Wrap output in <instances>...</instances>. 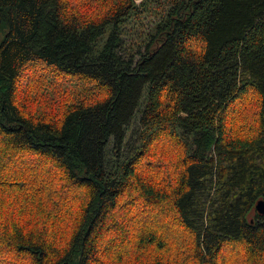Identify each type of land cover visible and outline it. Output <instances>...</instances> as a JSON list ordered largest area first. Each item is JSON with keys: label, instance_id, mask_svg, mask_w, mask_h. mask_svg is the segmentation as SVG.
Wrapping results in <instances>:
<instances>
[{"label": "trees", "instance_id": "1", "mask_svg": "<svg viewBox=\"0 0 264 264\" xmlns=\"http://www.w3.org/2000/svg\"><path fill=\"white\" fill-rule=\"evenodd\" d=\"M158 2L0 0V263L264 264V0Z\"/></svg>", "mask_w": 264, "mask_h": 264}, {"label": "rangeland", "instance_id": "2", "mask_svg": "<svg viewBox=\"0 0 264 264\" xmlns=\"http://www.w3.org/2000/svg\"><path fill=\"white\" fill-rule=\"evenodd\" d=\"M138 1V8L133 11L132 15L124 22L123 28V43L127 49H133L135 50L138 45L141 43L143 45L142 39L147 36L149 29L152 27L154 22L158 20L160 15L162 14L164 4L159 3L158 0H147L145 2H141V0ZM143 48V46H142ZM137 57V55H136ZM142 105V102L140 106ZM140 112L137 110L135 113L134 118L128 124L126 128V136L124 140V144L130 147L136 140L138 136V118H139ZM161 141H157L156 144L160 145H166L169 144V141H167V138L164 136H161ZM26 158V156H24ZM14 157L12 158L13 161ZM11 164L8 162L7 166ZM143 214V218L149 223V224H156L158 218L151 215V213L141 210ZM124 214V213H123ZM134 214V213H132ZM230 246H226L225 250H228ZM0 264H3L2 262ZM9 264V263H5Z\"/></svg>", "mask_w": 264, "mask_h": 264}, {"label": "water", "instance_id": "3", "mask_svg": "<svg viewBox=\"0 0 264 264\" xmlns=\"http://www.w3.org/2000/svg\"><path fill=\"white\" fill-rule=\"evenodd\" d=\"M254 207L258 213H264V198L257 199Z\"/></svg>", "mask_w": 264, "mask_h": 264}]
</instances>
